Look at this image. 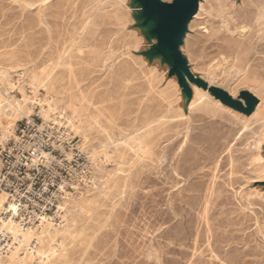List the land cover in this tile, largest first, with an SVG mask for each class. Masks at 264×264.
I'll list each match as a JSON object with an SVG mask.
<instances>
[{
    "label": "rangeland",
    "instance_id": "obj_1",
    "mask_svg": "<svg viewBox=\"0 0 264 264\" xmlns=\"http://www.w3.org/2000/svg\"><path fill=\"white\" fill-rule=\"evenodd\" d=\"M137 1L144 10L135 0H0V144L20 121L65 115L93 175L62 201L58 228L21 234L25 246L0 264H264V0H202L177 31L166 16L178 9ZM142 10L145 23L158 20L155 51L170 66L147 55L157 40ZM188 74L259 105L239 113L195 82L189 100Z\"/></svg>",
    "mask_w": 264,
    "mask_h": 264
},
{
    "label": "built area",
    "instance_id": "obj_2",
    "mask_svg": "<svg viewBox=\"0 0 264 264\" xmlns=\"http://www.w3.org/2000/svg\"><path fill=\"white\" fill-rule=\"evenodd\" d=\"M16 126L0 144V192L7 197L0 217L26 229L37 228L44 220L59 225L64 217L62 201L92 187L89 158L74 142L65 115H37ZM12 207L17 212L10 213ZM17 245L14 234L0 220V255Z\"/></svg>",
    "mask_w": 264,
    "mask_h": 264
},
{
    "label": "bare ground",
    "instance_id": "obj_3",
    "mask_svg": "<svg viewBox=\"0 0 264 264\" xmlns=\"http://www.w3.org/2000/svg\"><path fill=\"white\" fill-rule=\"evenodd\" d=\"M201 1L202 0H200V5H201ZM135 2L137 3V4H140L141 5V7H142V9L144 10V6L140 3V1L138 2L137 0H135ZM251 2V1H250ZM219 6H220V4H219ZM202 7V6H201ZM199 9H200V7H199ZM220 9H222V8H220ZM257 9V8H256ZM143 10L141 11V14L138 16V19H139V21H143V19H144V16H143ZM203 10V9H202ZM134 11V10H133ZM222 11V10H221ZM257 11V10H256ZM199 12V11H198ZM197 12V13H198ZM224 12V11H223ZM197 13L195 14V15H197ZM241 13H243V12H241ZM240 13V14H241ZM253 13V12H252ZM133 14V13H132ZM134 15V14H133ZM194 15V16H195ZM243 15V14H242ZM194 16H193V18H194ZM199 16V15H198ZM219 16V15H218ZM252 16V15H251ZM244 17V16H243ZM256 17V16H255ZM192 18V19H193ZM221 18V17H220ZM225 18V17H224ZM248 18V17H247ZM250 18V17H249ZM253 18V17H252ZM191 19V20H192ZM226 19V18H225ZM236 19V18H235ZM239 19V18H238ZM227 20H230V19H228L227 18ZM230 21H232V20H230ZM144 22V21H143ZM246 22V21H245ZM211 23V22H210ZM224 23V22H223ZM254 23H255V21H254ZM228 24V23H227ZM234 24V23H233ZM250 24V23H249ZM252 24V23H251ZM157 25H158V20L157 19H150L147 23H145L144 22V24L142 25L144 28H148V31H146V33H147V35H148V37L149 38H152V39H156L157 40V43L159 42V38L157 37V35H156V33L155 32H153L154 31V29L157 27ZM206 25V24H205ZM235 25V24H234ZM229 26V25H228ZM233 26V25H232ZM251 27V26H250ZM220 28V27H219ZM230 28V27H229ZM143 30V29H142ZM206 30H207V27H206ZM220 30V29H219ZM231 31V30H230ZM86 32V31H85ZM89 32V31H88ZM135 32V31H134ZM90 33V32H89ZM138 33H139V31H138ZM146 36V35H145ZM144 36V37H145ZM78 37V36H77ZM87 37V36H86ZM136 37V36H135ZM76 39V38H75ZM80 39V38H79ZM145 39V38H144ZM147 39V38H146ZM77 40V39H76ZM245 40V39H244ZM260 40H261V38H260ZM86 41V40H85ZM141 41V40H140ZM238 41H239V39H238ZM114 42V41H113ZM139 42V41H138ZM80 43V42H79ZM141 43V42H140ZM139 43V44H140ZM82 44V43H81ZM154 44V43H153ZM140 46V45H139ZM156 46H157V44L156 45H154L148 52H147V55H149L151 58H155V57H157V56H161L162 58H163V61L165 62V63H167L168 64V66H170V62L169 61H167L166 59H165V57H164V54H162L160 51H155V49H156ZM81 47V46H80ZM113 47V46H112ZM111 47V48H112ZM150 47V46H149ZM260 47V46H259ZM262 48L264 47L263 45L261 46ZM102 48V47H101ZM110 48V47H109ZM103 49V48H102ZM137 49V48H136ZM145 49H146V47H145ZM149 49V48H148ZM109 50V49H108ZM143 50V49H142ZM261 50V49H260ZM136 51V50H135ZM233 51V50H232ZM235 51V50H234ZM256 51V50H255ZM242 52V51H241ZM234 53V52H233ZM256 53V52H255ZM113 54V53H112ZM222 54V53H221ZM229 54V53H228ZM104 55H105V53H104ZM114 55V54H113ZM224 55V54H223ZM226 55V54H225ZM224 55V56H225ZM237 55V54H236ZM251 55V54H250ZM228 56H230V55H228ZM95 57V56H94ZM222 57V56H221ZM237 57V56H236ZM259 57V56H258ZM100 58V57H99ZM98 58V59H99ZM229 58V57H228ZM103 59V58H102ZM101 59V60H102ZM146 59V58H145ZM159 59H161V58H159ZM234 59V58H233ZM150 60V59H149ZM221 60H222V58H221ZM250 60V59H249ZM104 61V60H103ZM252 61V60H251ZM105 62V61H104ZM114 62V61H113ZM61 63V62H60ZM62 64V63H61ZM146 64V63H145ZM157 65H158V63H157ZM224 65V64H223ZM226 65V64H225ZM230 65V64H229ZM258 65V64H257ZM261 65V64H260ZM59 66V65H58ZM61 66V65H60ZM109 65H107V67H108ZM232 66V65H231ZM249 66V65H248ZM66 67V66H65ZM111 67V66H110ZM123 67V66H122ZM122 67H121V69H122ZM156 67V66H155ZM71 68V67H70ZM118 68V67H117ZM254 68V67H253ZM111 69H112V67H111ZM120 69V68H119ZM128 69V68H127ZM151 69V68H150ZM254 69H256V68H254ZM66 70V69H65ZM72 70V69H71ZM155 70V69H154ZM153 70V71H154ZM262 70V69H261ZM52 71V70H51ZM54 71H55V69H54ZM70 71V70H69ZM77 71V70H76ZM109 71H110V69H109ZM128 71V70H127ZM126 71V72H127ZM131 71H132V69H131ZM152 70H151V72H153ZM229 71V70H228ZM53 72V71H52ZM51 72V73H52ZM113 72V71H112ZM122 72V71H121ZM255 72V71H254ZM54 73V72H53ZM129 73V72H128ZM262 73V72H261ZM114 74V73H113ZM119 74V73H118ZM154 74V73H153ZM158 74V73H157ZM214 74V73H213ZM70 75H71V73H70ZM128 75V74H127ZM256 75V74H255ZM52 76V75H51ZM55 76V75H54ZM73 76H74V74H73ZM131 76V75H130ZM65 77V76H64ZM63 77V78H64ZM80 77V76H79ZM156 77H158V76H156ZM53 78V77H52ZM60 77H58V79H59ZM70 78V77H69ZM73 78V77H72ZM134 78V77H133ZM169 78H170V75H169ZM49 79V78H48ZM55 79V78H54ZM130 79V78H129ZM155 79V78H154ZM158 79V78H157ZM210 79V78H209ZM119 80H120V78H119ZM1 81V80H0ZM3 81V80H2ZM60 81V80H59ZM62 81V80H61ZM72 81V80H71ZM126 81V80H125ZM147 81V80H146ZM161 81V80H160ZM12 82V81H11ZM64 82V81H63ZM31 83H33V82H31ZM41 83H42V81H41ZM62 83V82H61ZM71 83V82H70ZM75 83V82H74ZM123 83V82H122ZM155 83V82H154ZM195 84L194 82H190L189 81V79L187 78V84H188V86L191 88V90H192V96H193V91H194V97H196L198 94H199V89L197 88V87H195V85L196 86H198L197 84H195V85H193V84ZM54 84H56V83H54ZM69 84V83H68ZM120 84V83H119ZM148 84V83H147ZM192 84V86H190ZM228 84H229V82H228ZM12 85V84H11ZM39 85V84H38ZM46 85V84H45ZM121 85V84H120ZM124 85V84H123ZM47 86V85H46ZM54 86V85H53ZM56 86H58V85H56ZM55 86V87H56ZM73 86V85H72ZM126 86V85H125ZM153 86V85H152ZM54 87V88H55ZM148 87V86H147ZM167 87V86H166ZM177 87V86H176ZM198 87H201V86H198ZM207 87L208 88H203V87H201V88H203L204 90H210L209 89V86H208V84H207ZM39 88V87H38ZM46 88V87H45ZM53 88V89H54ZM151 88V87H150ZM165 88V87H164ZM193 88V89H192ZM223 88V87H222ZM58 89V88H57ZM127 89V88H126ZM155 89V88H154ZM167 89V88H166ZM176 89V88H175ZM228 89V88H227ZM56 91H59V90H56ZM138 91V90H137ZM136 91V92H137ZM166 91V90H165ZM59 92H61V91H59ZM126 92V91H125ZM163 92V91H162ZM167 92V91H166ZM174 92H175V90H174ZM176 92H178V91H176ZM211 92V91H210ZM58 93V92H57ZM90 93V92H89ZM212 93V92H211ZM60 93H58L57 95H59ZM70 95V94H69ZM79 95V94H78ZM154 95H155V93H154ZM212 95H213V93H212ZM87 96V95H86ZM149 96V95H148ZM192 96L191 97H189L188 99L190 100V99H192ZM214 96V95H213ZM26 98H27V96H25ZM152 97V96H151ZM162 97V96H161ZM176 97H178V96H176ZM215 97V96H214ZM213 97V98H214ZM86 97H84V99H85ZM174 98V97H173ZM216 98V97H215ZM29 99V98H28ZM81 99V98H80ZM120 99V98H119ZM216 99H218V98H216ZM6 100V99H5ZM91 100V99H90ZM150 100V99H149ZM153 100V99H152ZM188 100V101H189ZM219 100V99H218ZM21 101H23V100H21ZM85 101V100H84ZM94 101H96V100H94ZM159 101V100H158ZM220 101V100H219ZM81 102V101H80ZM83 102V101H82ZM221 102V101H220ZM17 103V102H16ZM101 103V102H100ZM102 103H103V101H102ZM222 103V102H221ZM15 104V103H14ZM21 104V103H20ZM224 104V103H223ZM18 105V104H17ZM118 105V104H117ZM225 105V104H224ZM227 105V104H226ZM259 105V104H258ZM257 105V106H258ZM11 106V105H10ZM22 106V105H21ZM80 106V105H79ZM109 106V105H108ZM159 106V105H158ZM191 106V105H190ZM227 106H229V105H227ZM87 107V106H86ZM90 107V106H89ZM230 107V106H229ZM11 108V107H10ZM23 108H25V107H23ZM22 108V109H23ZM80 108V107H79ZM103 108V107H102ZM232 108V107H231ZM5 109H7V107L5 108ZM72 109V108H71ZM96 109H98V107L96 108ZM108 109V108H107ZM220 109V108H219ZM1 110V113H2V118H3V120L4 121H7V119H8V117H9V115H8V111L9 110H3V109H0ZM12 110V109H11ZM26 110V109H25ZM81 110V109H80ZM101 110H103V109H101ZM235 110V109H234ZM76 111H77V109H76ZM149 111H150V109H149ZM160 111V110H159ZM164 111V110H163ZM162 111V112H163ZM193 111V110H192ZM228 111V110H227ZM237 111V110H236ZM91 112V111H90ZM89 112V113H90ZM237 112H239V111H237ZM254 112V111H253ZM252 112V113H253ZM77 113H78V111H77ZM82 113V112H81ZM106 113V112H105ZM239 113H241V112H239ZM251 113V114H252ZM27 114V113H26ZM30 114H31V112H30ZM97 114V113H96ZM146 114V113H145ZM159 114V113H158ZM163 114V113H162ZM243 114V113H242ZM245 114V113H244ZM20 115V114H19ZM78 115V114H77ZM90 115V114H89ZM110 115V114H109ZM151 115H153V113L151 114ZM164 115V114H163ZM247 115V114H246ZM250 115V114H249ZM76 116V115H75ZM100 116V115H99ZM98 116V117H99ZM101 116H103V115H101ZM100 116V117H101ZM120 116V115H119ZM12 117V116H11ZM15 117V116H14ZM90 117V116H89ZM124 117V116H123ZM148 117V116H147ZM146 117V118H147ZM153 117V116H152ZM159 117V116H158ZM93 118H94V116H93ZM127 118V117H126ZM145 118V119H146ZM247 118V117H246ZM96 119V118H95ZM129 119V118H128ZM149 119V118H148ZM152 119V118H151ZM165 119V118H164ZM85 120V119H84ZM84 120H83V122H84ZM127 120V119H126ZM158 120V119H157ZM256 120V119H255ZM0 121H2L1 119H0ZM130 121V120H129ZM147 121V120H146ZM154 121V120H153ZM254 121V120H253ZM16 122V121H15ZM104 122H105V120H104ZM114 122V121H113ZM118 122V121H117ZM126 122V121H125ZM124 122V123H125ZM133 122V121H132ZM161 122V121H160ZM242 122V121H241ZM8 123V122H7ZM72 123V122H71ZM90 123V122H89ZM88 123V124H89ZM95 123V122H94ZM106 123V122H105ZM147 123V122H146ZM93 124V123H92ZM108 124V123H107ZM120 124V123H119ZM152 124H153V122H152ZM72 125V124H71ZM91 125V124H90ZM96 125V124H95ZM98 125V124H97ZM129 125V124H128ZM164 125V124H163ZM10 126V125H9ZM88 126V125H87ZM110 126V125H109ZM109 126H107V127H109ZM132 126V125H131ZM155 126V125H154ZM253 126V125H252ZM263 126V125H262ZM99 127V126H98ZM133 127V126H132ZM143 127V126H142ZM142 127H141V129H142ZM6 128V127H5ZM110 128V127H109ZM108 128V129H109ZM12 129V128H11ZM89 129V128H88ZM133 129V128H132ZM131 129V130H132ZM157 129V128H156ZM6 130V129H5ZM10 130V129H9ZM101 130V129H100ZM111 130V129H110ZM117 130H118V128H117ZM120 130V129H119ZM149 130V129H148ZM98 131V130H97ZM155 131H157V130H155ZM261 131V130H260ZM104 132V131H103ZM121 132V131H120ZM254 132V131H253ZM109 133H110V131H109ZM135 133V132H134ZM147 133V132H146ZM156 133V132H155ZM256 133V132H255ZM89 134V133H88ZM94 134V133H93ZM121 134V133H120ZM254 134V133H253ZM108 135V134H107ZM133 135V134H132ZM256 135V134H255ZM264 135V134H263ZM92 136V135H91ZM110 136V135H109ZM119 136V135H118ZM139 136V135H138ZM150 137V136H149ZM152 137V136H151ZM153 137H154V135H153ZM160 137H161V135H160ZM94 138V137H93ZM116 138V137H115ZM134 138V137H133ZM261 138V137H260ZM8 139V138H7ZM105 139V138H104ZM141 139H143V138H141ZM153 139V138H152ZM161 139V138H160ZM107 140H108V137H107ZM106 140V141H107ZM110 140V139H109ZM113 140V139H112ZM120 140V139H119ZM125 140V139H124ZM133 140V139H132ZM149 140V139H148ZM157 140V139H156ZM7 141V140H6ZM5 141V142H6ZM147 141V140H146ZM146 141H144V142H146ZM4 142V143H5ZM135 142V141H134ZM154 143V142H153ZM152 143V144H153ZM155 143H157V142H155ZM117 144V143H116ZM134 144V143H133ZM110 145V144H109ZM124 145V144H123ZM155 145H157V144H155ZM150 147V146H149ZM125 148V147H124ZM129 148V147H128ZM127 148V149H128ZM131 148V147H130ZM133 148V147H132ZM261 148V147H260ZM105 149V148H104ZM144 149V148H143ZM108 150V149H107ZM122 150V149H121ZM115 151V150H114ZM129 151V150H128ZM101 152V151H100ZM130 152V151H129ZM99 153V152H98ZM108 153V152H107ZM152 153V152H151ZM105 154V153H104ZM129 154V153H128ZM127 154V155H128ZM133 154V153H132ZM136 154V153H135ZM155 155H156V153H155ZM94 156V155H93ZM99 156V155H98ZM115 156V155H114ZM113 155H112V157H114ZM134 156V155H133ZM142 156V155H141ZM102 157V156H101ZM111 157V158H112ZM127 157V156H126ZM97 158V157H96ZM110 158V159H111ZM115 158V157H114ZM117 158V157H116ZM115 158V159H116ZM136 158H137V156H136ZM100 159V158H99ZM108 159H109V157H108ZM117 159H119V158H117ZM102 160V159H101ZM107 160V159H106ZM108 164V163H107ZM114 182V181H113ZM126 182V181H125ZM124 185V184H123ZM125 186V185H124ZM124 189V188H123ZM123 191V190H122ZM0 195H2L3 196V198H4V203H3V205H2V207L0 208V215H1V213H2V211L5 209V207H4V205L5 204H7V197H6V194H4V193H2V192H0ZM70 198H72V197H68L67 199H70ZM66 200V199H65ZM64 204V203H63ZM63 207V206H62ZM0 220H1V222H2V226L4 227V228H6L9 232L11 231L13 234H14V240L16 241V243L18 244L17 246H16V248L15 249H13V250H11V252H13L14 253V250H18V249H21V248H23L25 245H21L20 246V244H23L22 243V241L20 240V237L22 236L21 234H23V233H26V232H28V230H32V231H34V232H36V233H40L44 228H45V226L47 225V224H49V223H51V222H49V221H47V220H44V222H42V224L39 226V227H37V228H29V227H27V229L26 228H22L16 221H14V220H12V219H2L1 217H0ZM71 221H72V219H71ZM72 224V223H71ZM52 225H54L53 223H52ZM55 227H59V225H54ZM63 226V225H62ZM67 226V225H66ZM72 228V227H71ZM68 229V228H67ZM50 230V229H49ZM56 231V230H55ZM59 230H57V232H58ZM51 233V232H50ZM31 234V233H30ZM62 235V234H61ZM28 237V236H27ZM29 238V237H28ZM44 238V237H43ZM48 238V237H47ZM46 239V238H45ZM55 239V238H54ZM40 240H42V239H40ZM27 242V241H26ZM50 242V241H49ZM55 242H56V240H55ZM57 243V242H56ZM30 245H33L34 246V248H37L38 246H39V244H38V242H37V239H35V240H33L31 243H30ZM42 246H43V244H42ZM49 249H47V251H48ZM51 250H53V249H51ZM43 251V250H42ZM11 252H9V253H7V254H5L6 256L7 255H9V254H11ZM17 252H19V251H17ZM12 253V254H13ZM16 253V252H15ZM54 253H55V251H54ZM48 254H49V252H48ZM56 254V253H55ZM45 255V254H44ZM54 255V254H53ZM15 256V254L13 255V257ZM50 256H52V254H50ZM16 257V256H15ZM43 257V256H42ZM47 257L49 258V255H47ZM53 257V256H52ZM47 258V259H48ZM9 259V258H8ZM19 259V258H18ZM17 259V260H18ZM43 259H44V257H43ZM50 259V258H49ZM3 261V260H2ZM12 262V261H11Z\"/></svg>",
    "mask_w": 264,
    "mask_h": 264
},
{
    "label": "water",
    "instance_id": "obj_4",
    "mask_svg": "<svg viewBox=\"0 0 264 264\" xmlns=\"http://www.w3.org/2000/svg\"><path fill=\"white\" fill-rule=\"evenodd\" d=\"M151 2V0H149ZM152 10L157 14L158 5L154 2L151 3ZM200 7V0H187L185 4L178 5L176 9H178L179 13H173L171 15L166 16V14H162V16L168 17L170 24H172V28H174L175 31L177 30H184L186 29V23L190 21V19L199 11ZM159 17V16H158ZM182 42L178 41L174 43V45L171 47V50H173L174 54H177L179 49L178 45ZM188 79L190 82H195L199 86L206 87V84L203 83L201 80L195 79L193 76L188 74ZM181 85L183 88H185V91L188 95V97L192 96V90L187 84V80L183 79L181 82ZM210 91L213 93V95L218 98L222 103L225 105H229L233 109L245 113L247 115L251 114L257 105L259 104V100L249 91L243 90L238 98H234L231 96L227 91L222 90L219 87L210 86Z\"/></svg>",
    "mask_w": 264,
    "mask_h": 264
},
{
    "label": "snow or ice",
    "instance_id": "obj_5",
    "mask_svg": "<svg viewBox=\"0 0 264 264\" xmlns=\"http://www.w3.org/2000/svg\"><path fill=\"white\" fill-rule=\"evenodd\" d=\"M177 0H166V2H162L159 4V7L165 11H172L174 9L177 8ZM163 45V41L160 40L158 43H157V47H160ZM27 187V185H26ZM5 208H7V204L4 205ZM10 213H14V212H17V209L16 207H12L10 210H9Z\"/></svg>",
    "mask_w": 264,
    "mask_h": 264
}]
</instances>
